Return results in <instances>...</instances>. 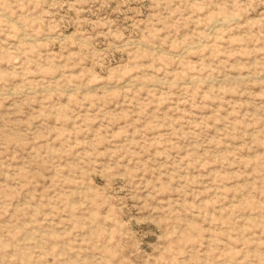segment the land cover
<instances>
[{"label":"rangeland","instance_id":"1","mask_svg":"<svg viewBox=\"0 0 264 264\" xmlns=\"http://www.w3.org/2000/svg\"><path fill=\"white\" fill-rule=\"evenodd\" d=\"M0 264H264V0H0Z\"/></svg>","mask_w":264,"mask_h":264}]
</instances>
